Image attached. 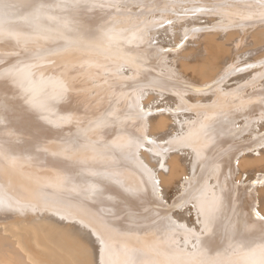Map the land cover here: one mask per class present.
I'll list each match as a JSON object with an SVG mask.
<instances>
[{
  "label": "bare ground",
  "instance_id": "1",
  "mask_svg": "<svg viewBox=\"0 0 264 264\" xmlns=\"http://www.w3.org/2000/svg\"><path fill=\"white\" fill-rule=\"evenodd\" d=\"M132 2L125 0L127 6L119 10L89 9L87 15L52 9L44 14L39 28L18 21L11 29L13 36L0 38V71L15 66L12 76L0 80L8 108L23 110L21 114L31 118L24 123L37 127L39 135L44 133L40 127L51 131V140L40 137L30 148L28 142H14L12 135L20 121L5 119L0 124V139L16 153L0 152V202L12 205L10 209L0 207V264H264V222L244 210L243 205L250 203L243 186L236 188L225 181L234 166L236 148L251 142L247 135L241 138L240 131L236 135L232 127L216 124L229 117L242 121L251 108L261 110L259 102L247 108L237 104L247 98L257 101L254 93L262 91L264 82H252L251 77L264 73V67L213 84L238 53L250 55L251 61L264 60V23L251 22L258 21L264 9L255 0H196L214 10L196 13L199 20L189 27L199 28L205 20L214 27L189 31L185 47L165 54L157 48L178 43L179 32L170 40L171 29L151 31L158 44L150 47L145 31L153 21L172 18L157 11L164 6L163 0H145L143 6L129 7ZM134 12L141 14L133 16ZM189 83L194 88L213 87L197 91L182 86ZM141 90L148 93L145 105L164 90L162 106L187 111L160 115L175 124L164 119V125L158 115L140 117ZM230 91L235 94L229 96L231 101ZM229 105L236 111L228 115L222 109ZM217 117L223 120L213 122ZM154 119L160 120L154 123ZM157 123L164 129L159 130ZM146 131L164 137L178 132L169 146L183 147L182 154L192 157L187 162L180 149V154H170L178 153L182 161L181 172L171 179L178 155L173 156L175 160L166 155L167 172L157 170L155 176L170 196L182 186L192 203L203 206L214 218L211 227L218 233L211 244L201 245L195 253L191 241L187 248L183 245L188 233L169 227L158 218L162 211L158 213L146 202L138 206L124 191L143 187V179L152 185L149 177L153 173L145 164L157 166L156 160L143 150L139 156L134 154L136 138ZM150 147L159 151L155 145ZM261 161L264 152L240 156L236 179L246 170L254 173L252 163L264 168ZM94 170L106 175L93 177ZM93 184L106 186L108 192L98 195L90 188ZM261 190L258 193L264 195ZM29 206L33 211L24 213ZM242 208L248 214L243 216L245 224L239 215ZM238 216L243 232L233 229L227 235L230 221Z\"/></svg>",
  "mask_w": 264,
  "mask_h": 264
},
{
  "label": "snow or ice",
  "instance_id": "2",
  "mask_svg": "<svg viewBox=\"0 0 264 264\" xmlns=\"http://www.w3.org/2000/svg\"><path fill=\"white\" fill-rule=\"evenodd\" d=\"M134 2L137 5L143 6L145 0H134ZM163 2L164 6L158 10L161 13H169L172 18L152 22L150 27L145 30L147 33H149L148 44L150 47H156L158 41H156L155 38L150 35V33L153 30L161 28L171 29V31L168 32V37L170 40L177 36L179 32V42L157 48L158 53L170 54L175 50L185 47L189 39V31H201L205 28L214 27V25H211L206 20L201 22L199 28L193 29L189 27V25L199 20V17H197L196 13H210L214 10L212 7L202 6L200 3L196 2V0H163ZM255 4L261 9H264V0H255ZM126 6L125 0H110V2L107 4H97L95 0H55L54 3L51 2V0H0V38H8L13 36L14 33L11 31V29L18 21H22L24 24L31 26L33 29L39 28L40 23L44 19V14L52 9H59L61 12L75 14L83 13L84 15H87V10L95 9L97 7H107L119 10L125 8ZM21 12H23L24 15H21ZM149 14L152 13L149 12ZM178 21H180L179 24L177 23ZM251 22L264 23V12L261 13L258 21ZM143 35L144 33H141V36ZM257 67H264V60L251 61L250 55L238 53L234 57L232 64L223 70V72L219 75L218 79L213 82V84L219 83L225 77L230 79L232 75H238L241 73L246 74L248 69H255ZM14 71L15 66L4 69L3 71H0V78L7 79L9 76L14 74ZM257 79L264 82V73H261L259 76L251 77L252 82H255ZM213 84L195 86V88L191 83L184 84L182 86L187 87L190 90L194 88V90L199 91L201 88H212ZM60 87L63 89V85H60ZM262 91H264V88H262ZM169 94L171 93L169 92ZM146 95H148V93L144 90H141L138 95V99L140 101V117L152 118L156 115L164 114L171 116L177 111H187L186 109L177 110L171 105L162 106L165 98L164 90L157 92L155 94L156 99L150 102L148 105L143 103L144 97ZM180 99H183V97H180ZM259 103L262 106L259 117L249 119L247 116H244L243 129L240 131L241 138L244 135H247L251 144L249 145L248 141H245V146L242 148H236V154L233 157L234 166L229 168V174L225 177V181L230 185H234L236 188L246 186L248 195L251 198L248 214L251 217H254L256 220L264 222V214H262L261 207L264 205V195H260L258 191L254 190L256 186L264 188V168L256 170L251 175H249L246 170L244 174L240 175L239 180L236 179V175L240 171V156L264 152V131L261 130L264 129V95L259 98ZM9 110L10 109L7 105L0 102V124L5 122V112ZM173 123H176V121L173 120ZM252 125H255V127H252ZM235 126L238 130L241 129V125L238 122L235 123ZM178 135L179 133L177 132L175 134L170 133L167 137L151 136L146 131L143 135L136 138L137 142L135 144L134 154L139 156L141 150L148 152L149 155L156 160L157 166L149 168L148 165L145 164L146 170H149L153 173V175L149 177V179L152 181L151 187H149L148 179H143V187H139L135 190L126 188L124 191L128 192L139 202L138 206L142 207L146 202L155 208L158 213L162 211L164 214L160 215L158 218L160 220H166L169 227L180 228L188 233L189 235L183 240V245L185 248H187L189 246V242L191 241V248L193 253H195L198 249H200L201 245L206 243L211 244L213 242L215 229L212 228L211 225L213 224L214 218L209 217V215L204 211L203 206L197 208V205L192 203V201L188 198L187 190L182 186H178L175 193L170 196L165 192L160 180L155 176V172L157 170H163L164 172H167V162L164 157L167 154L179 150L169 146L170 141ZM151 145H155L159 151L153 152L152 148L150 147ZM231 147L236 146L232 145ZM91 175L93 177H97L104 176L106 173L101 170H94L92 171ZM183 179L188 178L184 177ZM90 188L101 196L108 192L107 187L102 184H93L90 185ZM229 191H231V188ZM108 199H112V196L109 195ZM0 207L4 209H10L12 208V205L10 203L0 202ZM185 207L196 209V222L192 227H190L188 224L181 223L175 217V210L183 209ZM196 225L199 226V232L196 231ZM100 243L103 244V241L101 240Z\"/></svg>",
  "mask_w": 264,
  "mask_h": 264
},
{
  "label": "rangeland",
  "instance_id": "3",
  "mask_svg": "<svg viewBox=\"0 0 264 264\" xmlns=\"http://www.w3.org/2000/svg\"><path fill=\"white\" fill-rule=\"evenodd\" d=\"M135 2H132V3H129L128 4V6L129 7H132V6H135V5H137L136 3L134 4ZM132 4V5H131ZM149 5H151V4H148L147 6H149ZM157 11H158V9H157ZM145 13V12H144ZM143 12H142V14H144ZM125 15H128V14H131L130 12H128V13H124ZM133 14V16H135V15H138V14H141V13H139V12H134V13H132ZM0 80H1V78H0ZM235 93V92H234ZM2 94H4L3 93V91L2 90H0V102H2V103H4L5 105H7L8 107L10 106L9 104H7V102H5V101H8V100H6V98L5 97H3L2 96ZM234 95L235 94H233V92L232 91H230V94H228L227 96H228V100L229 101H231V99H229V96H232V97H234ZM254 95H257L258 96V99H257V101L256 100H249L248 98L247 99H244V100H242L239 104H237V105H241L242 107H245V108H247V107H252L251 106V104L252 103H255V102H259V98L262 96V95H264V91H257V92H255L254 93ZM226 96V97H227ZM225 96H223V98H224ZM222 98V97H221ZM9 102V101H8ZM236 105V106H237ZM13 107V106H12ZM224 109H222L223 111L222 112H226L228 115L232 112V111H236V109H234L235 107H233V105H229V107H223ZM249 109V108H248ZM23 112V110H19V108H16V107H13V109H10L9 111H6L5 112V115H6V119L8 120V121H14L15 123H17L18 121H20L21 122V124H19V125H17V127H18V130H17V132L16 133H13V135L12 136H14L15 135V139L16 140H14V142H16L17 144H19V143H21V142H28V144H26V145H29V147L31 146V147H33V146H35L39 141H40V137H49L50 138V140H51V131L50 130H43V128L42 127H40V130H42L44 133H42V132H40V134L41 135H39V132L38 131H36V128H34L32 125H28V127H27V124H25L24 123V121H26L27 122V120H31V118L29 117V116H23V114H21ZM256 112V113H255ZM260 112H261V110L260 109H256V108H251L250 109V111H249V118L250 119H253V118H255V117H259V115H260ZM253 114V115H252ZM163 116V115H162ZM167 116V115H166ZM159 117H161L160 115H158V116H156V118H159ZM155 118V119H156ZM162 118L163 117H161V121L160 122H164V125H166V122H165V120L167 121L168 119L170 120V119H172V118H163V120H162ZM221 118V119H220ZM154 119V123L155 122H157L158 120H160V119H158V120H155ZM165 119V120H164ZM168 120V121H169ZM220 120H223V118L222 117H217V118H214V120H213V122H219ZM167 121V122H168ZM173 121V119L171 120V122ZM159 122V121H158ZM162 122V123H163ZM194 122L195 121H190L189 123H190V126H191V124H194ZM236 122H238L240 125H241V130L243 129L242 128V126L244 125V123L242 124V122H244V120H242L241 121V118H238V117H229V119H227V122H222V123H224V124H218V123H216L217 125H218V127H221V125H222V127H224V128H229V127H232L237 133H235L236 135L238 134V132L239 131H241L240 129L238 130L237 128H236V126H235V123ZM159 123H157L156 125H157V127H158V129L160 130L161 128V130H163L164 129V127H161V125H163V124H159ZM175 124V123H174ZM173 124V125H174ZM216 124H214V125H216ZM226 124V125H225ZM147 125H148V123H147ZM155 125V124H154ZM154 125H152L151 127H154ZM156 125H155V127H156ZM172 125V126H173ZM149 126V125H148ZM175 126V125H174ZM156 127V128H157ZM160 127V128H159ZM253 127H255V125H253ZM149 128H150V126H149ZM38 129V128H37ZM159 130H157V129H155V131L158 133V131ZM262 130V129H261ZM29 131V132H28ZM262 131H264V129L262 130ZM150 132V131H149ZM148 132V133H149ZM153 132V131H152ZM154 134H155V132H154ZM156 135H158V134H156ZM239 135V134H238ZM151 136H153V134L151 133ZM155 136V135H154ZM34 139H36L35 140V142H34ZM50 140H48L49 142H50ZM35 143V144H34ZM30 147V148H31ZM172 147V146H171ZM172 148H174V147H172ZM183 147H179V148H174V149H180V150H183L182 152L180 151V150H178V153L180 154V152H181V158H184L185 156L183 155L184 153L183 152H185L184 151V149H182ZM180 151V152H179ZM0 152H2V153H4V154H9V152H13L14 154L12 155V156H16V153H15V151L14 150H12V149H9L8 148V146L6 145V141H4V140H1L0 139ZM177 152V151H176ZM176 152H174V153H176ZM173 154V156L175 157L176 155H178V156H176V158L178 157L179 158V154ZM183 153V154H182ZM171 155H172V153H170ZM170 154H167V156H166V159L169 157H173V156H171ZM173 157V158H174ZM12 159H14V157H11ZM176 158H174V160L176 159ZM178 158L176 159V161H174V162H176V163H174V164H176L175 165V169L172 171V178L171 179H173L174 177L173 176H175L176 177V174L175 173H177V174H179L178 173V171L179 172H181V170H182V168H181V164L179 163V162H182V161H178ZM180 158V159H181ZM184 159H188V160H186L187 162L189 161V159L191 160L192 159V157L190 156L189 158H184ZM257 159V158H256ZM259 159H261V158H259ZM15 160V159H14ZM255 160V159H254ZM255 161H258V159L257 160H255ZM178 162V163H177ZM252 162L253 163H255L253 160H252ZM252 162H250V163H252ZM260 162V161H259ZM261 162H263V161H261ZM253 163H252V165H250L251 167L253 166V168L255 167V169H253L252 168V170L251 171H256L257 169H260V168H262V167H257L258 166V162L257 163H255V165H257V166H254L253 165ZM264 163V162H263ZM177 164H180L179 166H177ZM186 165H188V168H189V163L187 164V163H185ZM182 165L184 166V163H182ZM182 166V167H183ZM251 167H250V169H251ZM177 169V170H176ZM181 169V170H180ZM190 169V171L189 172H191L192 171V168L190 167L189 168ZM176 170V171H175ZM175 171V172H174ZM250 171V170H249ZM247 172L249 175H251L252 174V172ZM188 172V173H189ZM245 173V172H244ZM175 174V175H174ZM166 176V175H165ZM167 178L169 177L170 178V173L166 176ZM170 179V180H171ZM257 188V187H256ZM254 189L255 191H258V190H260V187H258L257 189ZM262 189V188H261ZM263 190H264V188H263ZM263 190H261V191H263ZM243 192L245 193V194H247L246 195V197H247V199H248V201H249V203H251V198L249 199V195H248V192H247V188H246V186H243ZM259 192V191H258ZM171 194V193H170ZM260 194V193H259ZM261 195V194H260ZM244 206V208H242V212H243V209L244 210H248L249 209V207H250V204H247V205H243ZM263 206V205H262ZM184 209V210H183ZM182 209V211L180 210V209H177V212H176V210H175V215H176V213L177 214H180V215H176L175 217L181 222V219H182V222H184L185 224H189V226L190 227H192V226H194L195 225V222H196V209H194L193 210V208H190V207H188V209L187 210H185V208H183ZM25 210V211H24ZM24 210H22L24 213H28V214H30V212H32L33 210H32V206H29L28 208H26V209H24ZM191 212H190V211ZM183 212V213H182ZM246 212L247 211H245V212H243V213H245V215L243 214V213H239V215L241 216V218L243 217V216H245V217H247L248 216V214H246ZM26 213V214H27ZM181 213L183 214V215H181ZM186 213V214H185ZM195 213V214H194ZM248 213V212H247ZM25 215V214H24ZM180 217V218H178V217ZM189 216V217H188ZM240 216H238L239 217V219H237L236 217V219L234 220H231L230 222L231 223H229L230 225V227L232 228H228V231H229V229H230V231H229V233L226 231V233H227V235L229 234V235H231L232 233H233V229H234V233H236V232H243V230L242 229H244V228H242V226L244 227V224L246 223V221L244 220V219H246L245 217H243V222H244V224H243V222H242V220L240 219ZM188 217V218H187ZM195 218V219H194ZM187 220V221H186ZM192 220V221H191ZM233 221H235V222H233ZM238 223H237V222ZM181 222V223H182ZM237 223V229H236V224ZM192 224V225H191ZM243 224V225H242ZM233 225H235L234 227H233ZM242 225V226H241ZM238 226H240L239 228H238ZM197 227H198V229H197ZM240 228H242V229H240ZM196 231L197 232H199V226L198 225H196ZM215 229V232L214 233H218V230L216 229V228H214ZM245 231V230H244ZM183 232H185L184 230H183ZM228 237H230V236H226V238H228ZM207 254V253H206ZM205 253H203L202 254V256L204 255H206Z\"/></svg>",
  "mask_w": 264,
  "mask_h": 264
}]
</instances>
